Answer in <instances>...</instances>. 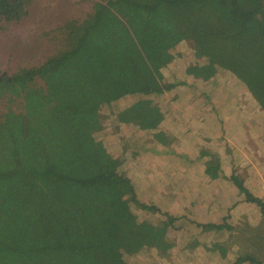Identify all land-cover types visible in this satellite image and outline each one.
Returning <instances> with one entry per match:
<instances>
[{"label": "trees", "instance_id": "16d2710c", "mask_svg": "<svg viewBox=\"0 0 264 264\" xmlns=\"http://www.w3.org/2000/svg\"><path fill=\"white\" fill-rule=\"evenodd\" d=\"M35 2L0 0V32L29 16ZM132 21L136 22L132 34L143 42L148 55L142 64L137 63L134 44H118L120 53L113 47L131 37L125 34V26ZM177 46H185L189 57L180 53L175 57ZM40 48L45 55L41 61L0 69V264L168 261L177 246L167 230L174 232L176 222L179 229L191 226L189 241L201 238L214 245L234 236L232 246L236 242L238 252L233 264H264V199L235 179V160L231 167L223 164L222 159L231 154L229 143L214 132L220 126L232 128L242 118L226 117L237 101L239 112L250 110L237 97L249 87L243 82L247 77L241 79L228 71L223 75L227 80L220 81L221 69L208 82L202 76L211 55L221 52L227 53L234 68H245L253 75L255 87L250 94L257 107L245 116L246 122L243 119V130L264 133V112L257 111L264 108V90L259 86L264 73V0H98L81 18L59 26L56 35L49 36ZM181 59L188 63L184 70L178 66ZM151 66H169L179 73L174 72L173 79L177 78L169 82L159 73L153 75ZM127 67L134 68L131 76ZM136 78L140 89H127L114 97L104 95L85 113L77 110L80 90L115 88L134 83ZM172 92H179L178 101L182 93L195 96L198 113L187 119L194 129L203 131L205 139L201 145L182 148V139L165 136L170 154L187 167L201 166L206 183L217 188L213 199L224 198L221 189L227 180L239 185V199L235 197L217 220H197L192 209H182L177 220L170 210L160 218L156 202L168 203L165 188L163 199L155 202L147 190L144 198L145 181L139 174L149 168L142 158L138 167L131 165L139 152L117 129L137 123L145 130L157 128L166 118L160 99ZM132 95L142 98L126 109L132 118L123 121L115 104ZM157 179L151 180L162 186L164 181ZM220 201L214 204L211 200L210 209L216 210L223 204ZM242 205L258 209L260 219L256 225L246 222L230 232V215Z\"/></svg>", "mask_w": 264, "mask_h": 264}, {"label": "rangeland", "instance_id": "374dc122", "mask_svg": "<svg viewBox=\"0 0 264 264\" xmlns=\"http://www.w3.org/2000/svg\"><path fill=\"white\" fill-rule=\"evenodd\" d=\"M96 1L98 0H36L31 8L29 16L24 18L22 22H15L5 26L0 32V69L10 70L20 65H28L41 61L45 56L40 48L42 43L45 42L49 36H55L56 29L59 26L61 27L69 20L84 16L93 2ZM125 28V34L130 33L129 35H131V37L123 38L120 42L113 44V47L116 48V53H120L122 49L117 48L118 44H123V47L127 45L133 46L134 44L133 51L138 54L137 63L142 64V59L146 60L148 55L145 53L146 49L143 47V42L140 43L141 41L137 39L135 34H132L134 28H136V22L132 21V25L128 24ZM142 37L144 38V36ZM144 44L146 45L145 42ZM173 53L175 57L177 56L176 53L189 57V51L185 46L175 47ZM211 56V60L206 64L205 73L202 75L204 81L210 79L213 72L221 69L218 71V75L221 76L220 81L227 80V75L226 77L223 76L224 73L232 71L241 79L247 77L243 82L245 85H249V87H245L244 95L241 96V94H239L237 97L240 102L247 103L246 105L250 110H247L246 113H242L243 111L239 112L240 105H237V101L234 103L232 109L226 111V117L243 115L242 118H237L232 128L227 125L226 128L224 127L225 129L220 126L216 128V131L214 130L217 135L224 137L225 141L229 143L231 154L229 157H224L222 162L226 167H231L230 164L235 160V166L233 168L235 179H237L238 183L249 187V191L254 195L258 194L264 199V133L260 134L257 131L253 133L250 132V130H243V127L245 128L243 119H245L246 122L248 119L245 116L253 114L256 109L254 107H257V105L253 104L251 101L253 97L250 94L251 89L255 87V85H253L255 79L253 75H249L245 68H234L227 53L221 52ZM183 61H185V59H181L180 63H178V66L182 68V70H184L185 66L188 64L182 63ZM120 64L124 66V60H120ZM149 65L150 61H146L145 66ZM131 70L133 71L134 68H126L127 74L130 72L129 76L133 74ZM151 72H153L155 76L159 73L162 78L164 77L165 80L169 82H174L177 78L176 75V78L173 79L174 74L176 72L179 73L175 68L169 69V66L163 69H156L155 66L152 68ZM261 75L262 81L259 82V86L262 87L261 91H263L264 73ZM222 76L224 78H222ZM181 77L182 76H180V78ZM135 81L134 83H130L129 81L121 83L115 88L109 85V87L97 86V88L90 87L80 90L77 93L78 95L75 101L77 110L85 113L88 108L95 106L99 101L103 100L104 95L114 97L121 92H125L127 89H140L141 86L138 85L139 79L137 80L136 78ZM156 81L157 79L152 80V82ZM183 88L184 87H181L179 89L184 90ZM173 92L167 94V99H164V97L160 99V101H162L161 110L166 118L157 128L145 130L142 123L140 125L137 123L136 126L129 124H123L122 126L118 125L117 129L123 131L132 141L130 142L131 146H134L135 150L139 152V155L134 160L130 161L132 162L131 165L134 164V166L138 167L137 163L143 161L145 167L149 168L144 170V173L139 174V179L141 178L145 181L142 183L145 187L143 189L141 188L144 198L148 194L145 192L147 190L149 191V196H151L155 202L159 199H163L162 188H165L166 197L164 199L167 198L166 200H168V203L161 204L158 203L160 201L156 202L161 210L159 215L170 210L169 213L175 215L177 220L179 216H181L180 213H182V209H192L193 215L197 220L201 218H204L201 219L202 221L217 220L226 214L228 204L239 195V185L235 186L232 181L230 182L227 180L221 189L224 198L221 197V201L219 198L213 199L212 197L217 193V188L215 186L210 187L206 183L201 166L187 167L182 159L170 154V146L166 145L167 140L164 139L165 136L170 137L169 135H172L174 138L182 139V148L198 142V144L201 145L204 142L198 135H194L196 138H192L193 136L189 137L192 133L197 131L194 130L193 123L189 122L187 119V117L189 119H191L190 117H195L194 114L198 113L197 108L199 106L195 101V96L190 97L182 93L184 97L178 101L176 98L179 96V92ZM140 98L142 97L132 95L119 103L116 102L115 111L123 121L132 118L131 110L129 109V111L126 109L137 103ZM138 105L139 104H136V106ZM136 106L132 109L135 110ZM260 108L257 109V111L264 112V108L261 106ZM199 122L203 124V121ZM228 128L229 130H226ZM156 135H160L159 137L162 138L159 143L157 142L158 137L156 138ZM234 135H236V139ZM174 138L173 141H176L177 139ZM173 143L176 144V142ZM207 143L216 151L214 143L210 141ZM193 151L194 147L189 150V154H192ZM141 158L142 160H140ZM133 161H135V163H133ZM157 177V180H160L161 183L162 180L164 181L162 186H159L154 180H151ZM232 186L234 189H232ZM229 188L231 193L229 192ZM237 199H239V196ZM211 200L214 201V204L219 203V201L223 204H218L216 210L210 209L211 205L209 202ZM154 216H147V218L151 220ZM160 218H162V215ZM259 219L260 214L258 209L251 205H242L234 210L232 216L230 215V226L228 230L233 232L235 227H240L246 222H251L253 225H256ZM155 220H159V216H156ZM176 226H178L177 222ZM176 226L174 227V232H171V229L169 231L167 230V236L169 234V238H174L173 244L177 246V249L173 248L167 256L169 260L167 261L163 258L165 261L156 262L152 258H148L149 260L146 259L145 262L148 264L235 263L238 249L236 242L234 246H232L234 236H228L226 239L224 238L214 245H210L207 240H202L201 238H195L194 241H189L190 234L188 230L189 232L192 230L191 226L188 225L184 230L182 228L179 229V227L176 228ZM152 255H155V253H152ZM145 258H147V256Z\"/></svg>", "mask_w": 264, "mask_h": 264}, {"label": "crops", "instance_id": "0c3cea01", "mask_svg": "<svg viewBox=\"0 0 264 264\" xmlns=\"http://www.w3.org/2000/svg\"><path fill=\"white\" fill-rule=\"evenodd\" d=\"M194 128H196V127H194ZM198 128V127H197ZM194 130H197V129H194ZM215 131H216V129H214ZM214 131V132H215ZM194 135H198L199 137H201L202 138V141L205 139V135L203 134V131H200V130H197L196 132H194ZM193 135V136H194ZM199 143V142H198Z\"/></svg>", "mask_w": 264, "mask_h": 264}]
</instances>
